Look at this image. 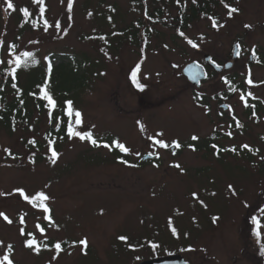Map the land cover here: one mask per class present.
Instances as JSON below:
<instances>
[{
  "label": "rangeland",
  "instance_id": "obj_1",
  "mask_svg": "<svg viewBox=\"0 0 264 264\" xmlns=\"http://www.w3.org/2000/svg\"><path fill=\"white\" fill-rule=\"evenodd\" d=\"M176 1L12 0L15 11L6 12L0 0L5 101L27 108L14 128L0 120V213L12 221L0 216V260L143 264L179 255L190 264H264V0L220 3L180 32ZM233 7L238 11L229 15ZM237 41L243 53L226 74L228 90L218 77L201 90L184 79V66L196 56L232 61ZM137 67L143 91L132 81ZM46 86L55 107L43 98ZM223 103L230 112L218 110ZM253 104L258 112L249 116ZM60 125L65 136L47 140ZM70 126L91 132L98 146L70 137ZM117 141L129 149L121 161L113 153ZM176 142L181 148L172 152ZM146 155L158 159L141 163ZM41 192L49 199H36Z\"/></svg>",
  "mask_w": 264,
  "mask_h": 264
},
{
  "label": "snow or ice",
  "instance_id": "obj_2",
  "mask_svg": "<svg viewBox=\"0 0 264 264\" xmlns=\"http://www.w3.org/2000/svg\"><path fill=\"white\" fill-rule=\"evenodd\" d=\"M36 3H38V4H43V3H44V0H36ZM6 4H7V6H6V8L4 9V11H6V12L9 11V10L15 11V6H14V4L12 3V0H6ZM69 11H71V8H69ZM237 11H238V10H237L236 8H234V7H233V8H230V9H229V15H231L232 13H235V12H237ZM24 15H25V16H28V15H29V11H28L27 9H24ZM212 24H213V27H216V26H217L215 19L212 20ZM44 25H45V29H47L48 27H50V25L48 24L47 20H45ZM56 26L59 27L58 24H57ZM246 27H250V26L246 25ZM189 43L192 44V46H193L194 48L197 47V45H196V44H193L191 40H189ZM237 47H239V45H237ZM32 55H33V54H32L31 52H25V53H24V56H25V57H32ZM239 55H240V53L237 52V56H239ZM253 55H255V52H254V51H253ZM0 62H2V61H0ZM15 62H16V64H17V66H19V65L21 64V60H20V58L17 57ZM139 71H140V68L137 67L136 71L133 72V74H132V81H133V83L135 84L136 88H138L139 90L143 91L145 86H144L143 84H141V83L139 82V80L137 79V73H138ZM14 74H15V72H13V75H14ZM193 78H195V77H193ZM247 82H248L249 84H252V80H251V78H249ZM249 95H251V93H249ZM43 98H44L45 100H47L48 103H49V105H51L52 107H55V106H56L55 101L53 100L52 96L49 94L48 91H45V92H44V97H43ZM241 99H244V97L241 96ZM67 105H68V108H67L68 115H69V116H72V115H73V105H72V102H71V101H68V102H67ZM245 106H248L247 103H245ZM75 117H76L75 124H76V125H81V124H82V114H81L79 111H77V112H75ZM237 126H238V127L241 126L240 123H239V121H237ZM141 130H142V131L144 130V129H143V125H141ZM68 134H69L70 137H71V136H76V137H79L81 140H90L93 146H98V144H97V140L93 138V134H92L91 132H88V133H86V134H82L81 132L74 131V130L72 129V127L70 126L69 129H68ZM158 135L162 136L163 133H159ZM192 139H193V140H196V139H198V137H195V136H194V137H192ZM32 143H34V141H33ZM154 143L157 144V145H159L160 148L167 149V148L169 147V145H168L167 143H165L163 140H155ZM116 146L119 147V148H120L122 151H124V152H128V151H129V149H128L127 147H125L123 144L119 143V141L116 142ZM172 146H173L174 148H177V149L181 148V145H180L178 142L174 143ZM104 147H109V145L105 144ZM214 147H215V145H214ZM243 147L247 148L248 145H244ZM193 150H195V149L193 148ZM225 150H226V149H225ZM5 151L7 152L8 150L5 149ZM233 151H235V149H233ZM9 155H11L10 152H9ZM58 158H59V153L56 152L55 150H53V151H52V163L54 164ZM175 167L179 168L180 165L177 164V165H175ZM229 187H231V186H229ZM18 191L20 192V194H21L22 196H24L25 199H28V197L24 194V191H23V190H18ZM196 195H197V194L193 193V196H196ZM197 198H198V197H197ZM36 199H38V200H40L41 202H43V201L48 200L49 197L46 196V195H44L43 192H41V193L36 197ZM201 203H203V202H201ZM44 211H45V212H49L50 209H48L47 207H45V208H44ZM0 216H3L4 220L7 221L9 224L12 223V221H11V220L8 218V216L5 215L4 213H0ZM50 219H51V218H50ZM216 219H218V218H216ZM20 222H21V223L24 222L23 217L20 218ZM253 223H254V224H257V227H259V224H258V222L256 221L255 218H253ZM172 231H173V234H174V235L177 234L175 228H173ZM21 234H23V229H21ZM256 235H257V237L260 236L259 231H257ZM120 239H121V240H124V241H127L128 238H127V237H120ZM35 243H36V242H35L34 239H29V240H27V246H28L29 248H33V246L35 245ZM80 243H82V244H84L85 246H87V240H82V241H80ZM2 244H3V242L0 241V245H2ZM151 247H152L153 249H156V248L159 247V245L153 243V244L151 245ZM55 249H56L57 251H60V250H61V244H60V243H56V244H55ZM8 250L11 251V245L8 246ZM35 250L38 252V251H39V248H36ZM189 251H191V249H189ZM261 254L264 255V245H261ZM137 259H139V258H137ZM0 264H13V261L9 258V256L5 255V256H3V259L0 260Z\"/></svg>",
  "mask_w": 264,
  "mask_h": 264
},
{
  "label": "trees",
  "instance_id": "obj_3",
  "mask_svg": "<svg viewBox=\"0 0 264 264\" xmlns=\"http://www.w3.org/2000/svg\"><path fill=\"white\" fill-rule=\"evenodd\" d=\"M170 1V0H169ZM189 0H177L175 3L177 4V9L179 11V17L177 18L178 20V25H179V32L184 31L187 29L188 24L191 22L199 19L200 17H206L210 16L211 14L215 13V10L219 7L220 3H234L236 0H197L196 2L188 3ZM155 14L161 17L162 11L161 10H156ZM212 16V15H211ZM151 18L153 15L150 16ZM1 76V74H0ZM58 78V77H56ZM234 80L231 82L234 88H237L239 85L235 84ZM55 81V79H54ZM18 83V82H17ZM15 83L14 85H10V87H15L19 86V84ZM54 83V82H53ZM55 84V83H54ZM8 82H3L0 77V102H3L1 100H4L3 104L4 109L2 110L0 114V120H3L5 125H9L11 128H14L15 124L17 123V120L19 117H21V120L26 119V117L22 116L21 109H27L24 105H22V108L18 105L17 100H13L10 104H8L5 100L6 97L4 93L6 92V89H8ZM58 86V85H57ZM7 87V88H6ZM45 88V87H44ZM58 89V88H54ZM17 90V89H16ZM9 91V90H8ZM45 91H48L49 93H52L51 95L54 94V91L51 90L50 86L45 88ZM56 94V93H55ZM5 97V99H4ZM19 99L21 98L18 97ZM6 102V104H5ZM38 106H41V102L38 101ZM254 108L253 110L249 108L248 110V115L251 116L253 112L257 113L258 112V106L253 104ZM255 109V110H254ZM64 126L60 125V127L57 128L56 131L53 129L49 131L46 135V139L49 140L51 139L54 133H58L61 136H65V128ZM216 138H222L220 136H215ZM214 138V137H213ZM113 153H115L116 156H118L119 160L121 161L122 159H125L119 152L118 150H114Z\"/></svg>",
  "mask_w": 264,
  "mask_h": 264
},
{
  "label": "flooded vegetation",
  "instance_id": "obj_4",
  "mask_svg": "<svg viewBox=\"0 0 264 264\" xmlns=\"http://www.w3.org/2000/svg\"><path fill=\"white\" fill-rule=\"evenodd\" d=\"M237 42H239V41H237ZM239 44H240V42H239ZM189 47H190V49H192V51L193 52H195V54H197V53H200L201 52V49H199L198 48V44H197V47H193L192 46V44L191 45H189ZM240 47H241V50H240V55H239V58H238V60L237 61H239V60H241V57H242V53H243V50H242V46H241V44H240ZM183 52H184V50H182ZM232 54H233V51H232ZM198 55V54H197ZM222 55H227V53H223ZM233 56V55H232ZM232 56H231V59H232ZM207 57H210L211 58V60L207 63V61H206V58ZM226 57V56H225ZM253 58V60H252V63L254 62V61H256L255 60V55H251L250 56V58ZM251 61V60H250ZM232 61H222V59H219V57H215L214 55L212 56V55H209V54H204V55H199V56H196V58L193 60V61H191L189 64H186L185 66H184V68L186 67V66H188V65H190V64H198V65H200V66H202L203 68H204V70H205V72H206V74H207V79L205 80V81H203L202 83H201V86H200V88H198V87H195V86H192L189 82H188V80L183 76V70H184V68H183V70L181 69L182 67L181 66H179L180 68H179V70L178 71H180L181 72V70H182V76L184 77V79H186V81L192 86V87H194L195 89H197V90H201V88L205 85V84H207L210 80H212L214 77H218V78H221L222 79V81L223 82H225L226 83V89L228 90L229 89V87H230V80H229V78L226 76V74H228L233 68H234V66H233V68L230 70V71H226L225 70V67H226V65H228L229 63H231ZM215 64L216 66H217V68H213L212 66H211V64ZM178 73V72H177ZM179 76V75H178ZM199 97V96H198ZM226 98H225V96H223V97H221V100H225ZM198 100L200 101V102H202L203 100H202V97L200 96L199 98H198ZM223 105H226L225 103H223V104H221V105H219V107H218V110L219 111H222V112H225V111H223V110H221V106H223ZM227 106V105H226ZM253 110V109H252ZM255 110V109H254ZM231 111V109L229 110V111H227V112H230ZM253 113H255V112H253ZM215 136H219V135H214V137ZM173 151V150H172ZM127 153V152H126ZM122 155V154H121ZM123 157H124V155H122ZM146 156H152V157H154V160L155 161H157V159H158V156H153V155H146ZM145 157V156H144ZM124 158H127V157H124ZM173 256H179V255H173ZM190 264V263H189Z\"/></svg>",
  "mask_w": 264,
  "mask_h": 264
},
{
  "label": "water",
  "instance_id": "obj_5",
  "mask_svg": "<svg viewBox=\"0 0 264 264\" xmlns=\"http://www.w3.org/2000/svg\"><path fill=\"white\" fill-rule=\"evenodd\" d=\"M237 45H239L238 42L234 44L232 62L226 65L225 67L226 71H230L234 66V62L237 61L239 58V56H237V52H240V45L239 47H237ZM210 60H211L210 57L206 58L207 63ZM250 60H251L250 62H252L253 58L251 57ZM211 66L213 68H217L215 64H211ZM183 75L192 86L198 88H200L201 83L207 79V74L204 68L198 64H190L186 66L183 70ZM220 108L225 112L230 110L229 106L226 105H223ZM152 159H153L152 156H146L142 159L141 162L146 163L148 160H152ZM143 264H189V263H187L186 260L183 259L181 256H170L166 258L155 259L149 262H145Z\"/></svg>",
  "mask_w": 264,
  "mask_h": 264
}]
</instances>
